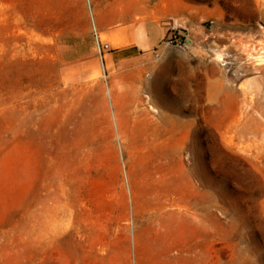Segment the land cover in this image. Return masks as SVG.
I'll return each instance as SVG.
<instances>
[{"label":"rangeland","instance_id":"1","mask_svg":"<svg viewBox=\"0 0 264 264\" xmlns=\"http://www.w3.org/2000/svg\"><path fill=\"white\" fill-rule=\"evenodd\" d=\"M147 18L189 50L113 45ZM0 264H264V0H0Z\"/></svg>","mask_w":264,"mask_h":264},{"label":"bare ground","instance_id":"2","mask_svg":"<svg viewBox=\"0 0 264 264\" xmlns=\"http://www.w3.org/2000/svg\"><path fill=\"white\" fill-rule=\"evenodd\" d=\"M120 44V42H113V45ZM167 120H169L168 117ZM165 127L168 128V135L173 136L175 125H165L162 127V129ZM154 204L152 203L151 206L153 214H151L148 219L149 221L151 220L149 229L152 233V240L157 242V244L154 245V248H158L159 251L163 252V254L166 255L169 260H171L173 259V255L171 253L176 247V241L171 239V237L173 236L175 231H179V227L175 226V219L177 214L176 209H174L175 206L173 205L175 204V202L166 199L164 203L160 202L159 204ZM60 205L58 202H55L53 205H51V215L49 218V234H55L59 237H64L65 234H72L74 237L78 238L81 229L78 226L71 227L70 229L67 228L66 223L64 224L63 222L65 218H67L68 212H66L67 210H62L60 208ZM188 207L189 205L186 206L187 214L190 213ZM34 216L36 217V214H34ZM163 216L168 217V220L166 222H162ZM166 237L168 242L166 244H160L159 241L161 240L162 242V240ZM187 244L185 245L186 247L181 250V254L185 255V260L189 262L192 248L190 243Z\"/></svg>","mask_w":264,"mask_h":264},{"label":"crops","instance_id":"3","mask_svg":"<svg viewBox=\"0 0 264 264\" xmlns=\"http://www.w3.org/2000/svg\"><path fill=\"white\" fill-rule=\"evenodd\" d=\"M113 32L124 35L120 44L124 50H132L138 54H151L159 50L161 56L167 52L163 47V40L168 33L167 28L155 18L141 19Z\"/></svg>","mask_w":264,"mask_h":264},{"label":"built area","instance_id":"4","mask_svg":"<svg viewBox=\"0 0 264 264\" xmlns=\"http://www.w3.org/2000/svg\"><path fill=\"white\" fill-rule=\"evenodd\" d=\"M189 41L185 39L177 38L173 33H168L163 40V47L166 49H175L178 51L186 52L189 50ZM155 59L161 58V53L159 50H156L152 53Z\"/></svg>","mask_w":264,"mask_h":264}]
</instances>
